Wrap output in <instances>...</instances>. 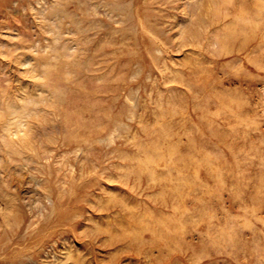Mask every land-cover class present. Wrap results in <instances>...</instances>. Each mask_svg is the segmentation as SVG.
Returning <instances> with one entry per match:
<instances>
[{"label":"rangeland","instance_id":"1","mask_svg":"<svg viewBox=\"0 0 264 264\" xmlns=\"http://www.w3.org/2000/svg\"><path fill=\"white\" fill-rule=\"evenodd\" d=\"M0 264H264V0H0Z\"/></svg>","mask_w":264,"mask_h":264}]
</instances>
